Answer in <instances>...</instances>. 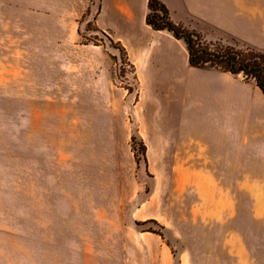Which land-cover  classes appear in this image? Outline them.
Listing matches in <instances>:
<instances>
[{"label":"rangeland","instance_id":"rangeland-1","mask_svg":"<svg viewBox=\"0 0 264 264\" xmlns=\"http://www.w3.org/2000/svg\"><path fill=\"white\" fill-rule=\"evenodd\" d=\"M84 22L0 7V264H181L185 253L195 264H264V194L249 179L264 188V159L178 164L174 134L154 130L180 110L177 86L143 92L124 50L142 39L139 18L104 16L108 34ZM84 44L117 52L112 84L84 76ZM211 171L225 179L200 178Z\"/></svg>","mask_w":264,"mask_h":264},{"label":"crops","instance_id":"crops-1","mask_svg":"<svg viewBox=\"0 0 264 264\" xmlns=\"http://www.w3.org/2000/svg\"><path fill=\"white\" fill-rule=\"evenodd\" d=\"M148 1L144 7L138 0H0V7L25 11L37 17L78 25L95 22L98 32L108 34L109 20L132 21L138 17L142 39L135 45H126L127 59L134 70L136 82L143 92L154 86L174 85L179 92L180 110L165 122L162 114L159 133H173L175 149L180 145L178 164H244L246 155L264 159V94L254 80H241L216 68L194 67L189 63L185 43L168 31H155L146 23ZM169 9L171 19L188 24L207 39L206 30L214 37H224L264 51V0H161ZM142 4V1H141ZM78 33H76L77 35ZM109 37L111 38L110 34ZM112 40V39H111ZM75 41V35L67 38ZM79 68L84 76L96 83L110 85L114 80L111 48L81 45ZM110 53V54H109ZM94 56V57H93ZM93 57V58H92ZM171 141L172 138L166 137ZM182 149H186L185 152ZM188 150V151H187ZM204 158L194 161L193 158ZM232 157L242 160L230 161ZM202 179L224 180L211 172L200 174ZM245 174L238 179L245 180ZM255 182L256 195L262 197L264 188L260 176L249 178ZM150 218V217H149ZM148 217L145 219H149ZM165 260L169 256L163 248ZM192 253L182 255L181 264H195ZM165 263V262H164ZM167 264V263H165Z\"/></svg>","mask_w":264,"mask_h":264},{"label":"trees","instance_id":"trees-1","mask_svg":"<svg viewBox=\"0 0 264 264\" xmlns=\"http://www.w3.org/2000/svg\"><path fill=\"white\" fill-rule=\"evenodd\" d=\"M148 9L147 25L155 31H168L176 39L182 40L188 51L190 65L216 68L233 75L243 74L245 79L254 80L264 94V56L253 57L234 49H219L205 43L199 33L174 23L169 9L161 0H149Z\"/></svg>","mask_w":264,"mask_h":264}]
</instances>
